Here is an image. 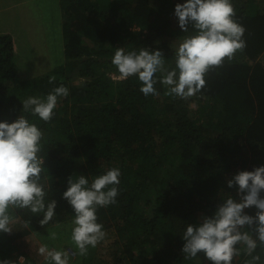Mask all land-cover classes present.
Returning a JSON list of instances; mask_svg holds the SVG:
<instances>
[{"label":"trees","instance_id":"trees-1","mask_svg":"<svg viewBox=\"0 0 264 264\" xmlns=\"http://www.w3.org/2000/svg\"><path fill=\"white\" fill-rule=\"evenodd\" d=\"M185 2L61 0L67 62L27 84L18 80L12 35H0V122L23 115L43 131L46 203L57 201L56 216L46 226L39 223L42 214L14 209L22 222L0 233V261L31 258L32 236L47 245L49 233L43 231L74 219L63 198L69 177L85 175L91 182L119 168L117 203L97 215L105 231L116 228L129 263L211 264L203 253L185 259L182 235L229 195L239 200L238 186L229 188L228 180L264 166V7L257 0H232L247 47L210 72L202 94L187 101L166 95L161 84L159 96L145 97L139 80H121L111 63L119 47L146 48L162 51L167 66L175 67L171 39L193 34L191 25L184 33L172 20L176 5ZM76 77L86 81L77 92L71 83ZM60 84L70 93L58 104L67 108L64 114L57 111L46 123L23 112V100L46 97ZM245 211L256 213L254 207ZM246 259L242 251L236 264Z\"/></svg>","mask_w":264,"mask_h":264},{"label":"clouds","instance_id":"clouds-1","mask_svg":"<svg viewBox=\"0 0 264 264\" xmlns=\"http://www.w3.org/2000/svg\"><path fill=\"white\" fill-rule=\"evenodd\" d=\"M180 29L191 35L184 36L174 51L175 67H168L160 50L141 48L125 52L117 48L111 63L119 78L135 77L141 83L140 91L148 96H159L156 85L161 84L165 94L181 100L202 94L207 86L206 76L225 62L231 63L247 47L246 28L236 19L232 0H186L175 7ZM55 85L56 77L49 78ZM69 89L60 84L53 87L46 97L29 96L22 101L23 112L51 122L62 98L69 96ZM44 133L23 115L14 122H0V233H11L12 217L9 209L28 210L33 215H43L39 221L46 226L56 216L57 201L46 203L47 191L42 182L44 158L42 151ZM121 171L111 168L91 182L85 175L68 179L63 198L74 210L71 242L81 257L89 248H96L107 236L98 222V209L117 203ZM229 188L238 186L239 200L229 195L212 216H205L199 225H187L182 238L185 259H195L203 253L211 264H236L243 255L244 264H261L264 252V166L254 171H241L227 181ZM255 208V215L246 209ZM56 240L58 234L50 232ZM259 249V251H258ZM49 264H70L69 252L38 249ZM0 264H14L2 260Z\"/></svg>","mask_w":264,"mask_h":264},{"label":"rangeland","instance_id":"rangeland-1","mask_svg":"<svg viewBox=\"0 0 264 264\" xmlns=\"http://www.w3.org/2000/svg\"><path fill=\"white\" fill-rule=\"evenodd\" d=\"M264 7V0H257ZM173 23H178L176 16ZM64 10L61 0H0V35L10 34L14 39L18 80L29 83L34 78L52 74L67 62L66 40L64 37ZM181 39H171L175 48ZM94 43L92 39H87ZM264 62V56L262 57ZM85 79L76 77L71 83L76 92L81 89ZM70 83V84H71ZM72 104V103H70ZM69 104V108H71ZM66 107L58 105L55 112L65 113ZM153 191V190H152ZM14 209H9L12 217L11 227L21 224V217L14 218ZM73 220L51 226L44 233L56 232V240L46 239L48 249L69 252L70 264H130L129 258L122 255L121 238L116 228L106 230L107 236L96 248H89L88 255L81 257L74 243L71 242ZM28 250L31 258L20 257L18 264H49L44 256L34 251L42 242L32 236ZM117 252V255H116ZM128 259V260H127Z\"/></svg>","mask_w":264,"mask_h":264},{"label":"crops","instance_id":"crops-1","mask_svg":"<svg viewBox=\"0 0 264 264\" xmlns=\"http://www.w3.org/2000/svg\"><path fill=\"white\" fill-rule=\"evenodd\" d=\"M40 241H41V240H40ZM41 242H42V241H41ZM43 245H46V244H45L44 242H42L41 246H43ZM34 251L37 252V253L39 254V252H38V248H34V249H33V253H34Z\"/></svg>","mask_w":264,"mask_h":264}]
</instances>
